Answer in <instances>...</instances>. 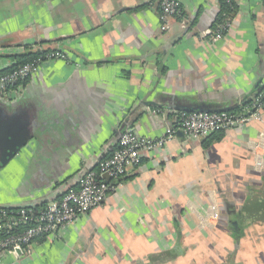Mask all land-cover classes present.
Instances as JSON below:
<instances>
[{
    "label": "crops",
    "instance_id": "0c3cea01",
    "mask_svg": "<svg viewBox=\"0 0 264 264\" xmlns=\"http://www.w3.org/2000/svg\"><path fill=\"white\" fill-rule=\"evenodd\" d=\"M180 2L164 22L160 0H0V71L29 51L68 58L0 100V120L34 134L0 169V207L60 198L114 150L125 120L145 137L176 131L102 205L0 264H264V168L253 150L264 108L208 146L177 116L197 104L231 109L264 88V0H237L216 40L220 0Z\"/></svg>",
    "mask_w": 264,
    "mask_h": 264
},
{
    "label": "built area",
    "instance_id": "2783aa9c",
    "mask_svg": "<svg viewBox=\"0 0 264 264\" xmlns=\"http://www.w3.org/2000/svg\"><path fill=\"white\" fill-rule=\"evenodd\" d=\"M160 10L161 20L166 22L169 18L181 15V2L160 0ZM228 27L229 23L219 25L213 33L215 40L222 38ZM163 28L165 29L166 25ZM53 59L68 58L62 51L50 50L13 70L1 72L0 97L15 100L20 95L16 96L23 83L36 75L44 62ZM261 92L260 96L253 99L252 106L241 113L178 111L180 129L185 136L206 138L214 132L227 130L234 125L244 126L250 120L260 118L264 108V88ZM175 132L173 128H169L163 137L152 138L141 136L135 129L128 128L119 137L112 154L102 160L97 169L89 170L79 179L73 180L78 186H68L61 198L45 204L38 210L33 206L0 209V259L6 253L18 257L24 255L30 251L37 238H54L60 229L75 221L78 216L88 214L95 207L102 205L109 192L115 189L111 181L116 182L139 167L143 153L163 147L173 140ZM253 150L256 168L261 170L264 168V130L256 137ZM104 173L109 174L111 181L103 178ZM213 211L211 217L215 222L219 219L216 205L213 206Z\"/></svg>",
    "mask_w": 264,
    "mask_h": 264
},
{
    "label": "water",
    "instance_id": "95a60500",
    "mask_svg": "<svg viewBox=\"0 0 264 264\" xmlns=\"http://www.w3.org/2000/svg\"><path fill=\"white\" fill-rule=\"evenodd\" d=\"M262 88H260L259 90H261ZM0 100L6 103L5 99L0 98ZM151 103L152 105H156V102H151ZM229 109L230 108H212L206 105L203 106L202 104H197L194 106H186L182 108V110H185L188 112H219V111H227ZM10 125L11 124L6 125L4 122L0 120V169L4 168L18 154H20V152L26 147V145L29 144L30 140L34 137V134L32 133L30 134H27L26 132H25L26 134L20 133V127L18 124H14L11 126ZM122 128L123 129L120 131L121 134L119 135V137L122 135V133L126 129L128 128L134 129V126L131 124V122H129V119H128L124 121ZM83 173L85 172L79 173V176L76 179H79L83 175ZM103 178H105L107 181L111 180L108 173H104ZM67 185L69 184L67 183Z\"/></svg>",
    "mask_w": 264,
    "mask_h": 264
},
{
    "label": "trees",
    "instance_id": "16d2710c",
    "mask_svg": "<svg viewBox=\"0 0 264 264\" xmlns=\"http://www.w3.org/2000/svg\"><path fill=\"white\" fill-rule=\"evenodd\" d=\"M237 7H238L237 0H220V11H219L217 19L215 20V23L213 25L215 30L218 29L219 25H224V24H226V23H228L229 21L232 20V18L235 16V14L237 12V9H238ZM47 51H50V50H47ZM43 52H46V51H43ZM41 53L42 52H39V51H29V52L24 53V54L16 55L15 56L16 63L11 68H9L8 70L0 71V73L1 72H6V71H9V70H13L16 67H18V66H20V65H22L24 63L30 62V61L34 60L35 58H37ZM262 90H263V88L258 91L256 96H260L262 94V92H261ZM262 98H264V95H262ZM253 99L254 98H252V99L251 98H247L246 100H244V102L242 104H239L238 106L227 110V112H230V113H241V112H244L245 109H247L248 107L252 106ZM180 111H185V110H180ZM185 112H188V111H185ZM223 131L224 130H220L218 132H214L210 136L206 137L204 139V145L208 146L213 141L220 140L222 138V132ZM111 154H112V152L107 157H109ZM121 179H119V180H121ZM119 180H117L116 182H118ZM112 182L114 183V185H116V182H114V180H112L111 183ZM72 186L76 187V186H78V183L74 182ZM43 206L44 205L36 206L35 208L38 210L40 207H43ZM0 209H2V207H0ZM17 228H19V227H17ZM0 237H1V235H0ZM43 239L45 240L47 238L45 236L41 237V238H37L35 240V242L38 241V240H43Z\"/></svg>",
    "mask_w": 264,
    "mask_h": 264
},
{
    "label": "rangeland",
    "instance_id": "374dc122",
    "mask_svg": "<svg viewBox=\"0 0 264 264\" xmlns=\"http://www.w3.org/2000/svg\"><path fill=\"white\" fill-rule=\"evenodd\" d=\"M36 51L43 52V51H41V50H36Z\"/></svg>",
    "mask_w": 264,
    "mask_h": 264
}]
</instances>
